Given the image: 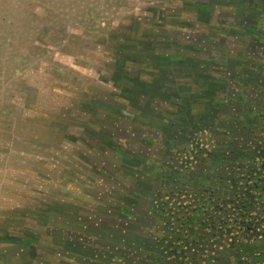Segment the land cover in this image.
Listing matches in <instances>:
<instances>
[{
  "label": "rangeland",
  "instance_id": "1",
  "mask_svg": "<svg viewBox=\"0 0 264 264\" xmlns=\"http://www.w3.org/2000/svg\"><path fill=\"white\" fill-rule=\"evenodd\" d=\"M263 118L264 0H0V264H158L181 216L264 215Z\"/></svg>",
  "mask_w": 264,
  "mask_h": 264
},
{
  "label": "trees",
  "instance_id": "2",
  "mask_svg": "<svg viewBox=\"0 0 264 264\" xmlns=\"http://www.w3.org/2000/svg\"><path fill=\"white\" fill-rule=\"evenodd\" d=\"M260 123L261 139L259 141L264 144V118ZM222 208L223 215L217 213V209L209 207L204 208L205 211H200L201 214H205L204 216L195 215L185 218L181 216L178 226H175L172 231L173 233H167L159 239L157 247L160 250L157 252L161 251L162 253L158 264H264V247L251 253L247 252L239 258L234 256V261L231 262L230 254L237 246L220 244L223 240L222 234L227 231L236 233L242 228L244 236H253L254 228L260 224L261 228H264V215L247 217L249 214L244 211H229V208L224 206ZM196 213L198 214V212ZM208 234L210 236L207 238ZM166 237L171 240L166 242ZM240 237L239 233L235 238L240 241L242 240ZM259 238L253 236V240H262ZM193 239L196 240L193 241ZM207 250L210 252L204 255ZM167 253L172 254L173 259H168V255H165ZM156 256L157 254H155Z\"/></svg>",
  "mask_w": 264,
  "mask_h": 264
},
{
  "label": "crops",
  "instance_id": "3",
  "mask_svg": "<svg viewBox=\"0 0 264 264\" xmlns=\"http://www.w3.org/2000/svg\"><path fill=\"white\" fill-rule=\"evenodd\" d=\"M81 179V178H80Z\"/></svg>",
  "mask_w": 264,
  "mask_h": 264
}]
</instances>
